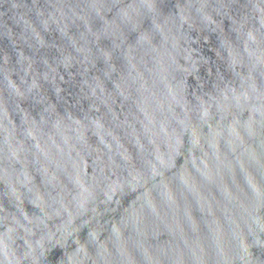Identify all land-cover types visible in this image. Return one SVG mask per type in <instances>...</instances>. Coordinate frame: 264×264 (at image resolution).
Here are the masks:
<instances>
[{"label": "water", "instance_id": "95a60500", "mask_svg": "<svg viewBox=\"0 0 264 264\" xmlns=\"http://www.w3.org/2000/svg\"><path fill=\"white\" fill-rule=\"evenodd\" d=\"M0 264H264V0H0Z\"/></svg>", "mask_w": 264, "mask_h": 264}]
</instances>
